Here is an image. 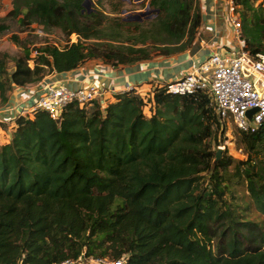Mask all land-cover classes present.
I'll return each mask as SVG.
<instances>
[{"label":"trees","instance_id":"16d2710c","mask_svg":"<svg viewBox=\"0 0 264 264\" xmlns=\"http://www.w3.org/2000/svg\"><path fill=\"white\" fill-rule=\"evenodd\" d=\"M83 2L13 0L3 21L79 39L32 49L13 36L22 51L13 69L11 54L0 52V103L15 86L90 60L117 66L184 52L202 23L197 0H149L156 15L146 21H108ZM234 2L248 49L264 54V0ZM113 97L105 106L73 102L58 120L41 109L16 119L0 143V264H62L83 253L128 255L129 264H264L261 224L241 220L227 199L234 180L245 183L264 216V123L239 131L245 158L225 150L216 162L210 140L220 125L204 94L157 87L151 116L135 89Z\"/></svg>","mask_w":264,"mask_h":264},{"label":"built area","instance_id":"2783aa9c","mask_svg":"<svg viewBox=\"0 0 264 264\" xmlns=\"http://www.w3.org/2000/svg\"><path fill=\"white\" fill-rule=\"evenodd\" d=\"M227 20L232 25L237 44L231 46L226 52H214L203 61L195 64L193 68L181 73L180 76L163 87L170 94L191 95L204 94L210 100L221 130L225 137L229 134L231 126L240 132H248L259 128L264 123V54H253L243 33V21L240 7L234 0H227ZM45 92L40 95L28 110L23 109L13 118L26 116L36 109L47 111L53 119H60L65 108L78 102L85 104L92 100H100L105 106L107 102L102 98L104 90L98 86L69 87L48 83ZM128 90L134 89L128 86ZM140 94V93H139ZM144 101V112L147 116L152 114V97L140 94ZM8 112L13 109L9 106ZM255 110L252 115L249 111ZM4 124V119L0 118ZM2 134L0 130V135ZM0 143H4L0 136ZM230 144V143H229ZM218 147L229 149L227 141ZM230 150V149H229ZM242 152V149H240ZM245 157V155L243 154ZM129 256L119 259L109 257L86 256L83 253L77 259H68L62 264H129Z\"/></svg>","mask_w":264,"mask_h":264},{"label":"crops","instance_id":"0c3cea01","mask_svg":"<svg viewBox=\"0 0 264 264\" xmlns=\"http://www.w3.org/2000/svg\"><path fill=\"white\" fill-rule=\"evenodd\" d=\"M227 0H197L202 23L191 49L174 55H159L149 60L127 65H111L102 60H90L68 72H53L41 81L28 86H15L6 103H0V129L15 126L16 114L28 110L47 89L48 83L69 87L98 86L104 90L105 102L113 101L114 94L132 86L140 94L154 95V90L167 82L176 80L181 73L214 52H226L237 44L232 25L227 20ZM7 106L13 108L9 112Z\"/></svg>","mask_w":264,"mask_h":264},{"label":"rangeland","instance_id":"374dc122","mask_svg":"<svg viewBox=\"0 0 264 264\" xmlns=\"http://www.w3.org/2000/svg\"><path fill=\"white\" fill-rule=\"evenodd\" d=\"M94 10L102 12L108 16V21H112L114 18H123L126 21H136L134 16L140 15L142 12L145 13L142 21L151 20L155 17L156 12L151 11L152 8L149 7V0H91ZM225 1V0H224ZM13 0H0V24H6L9 26V30L6 32H0V52L5 51L11 54L13 60L10 61V69L14 68L15 62L14 59L21 53L22 49L19 47L13 36H17L19 40L27 42V45L30 48H35L43 43H50L64 48L68 43L76 42L79 39V35L73 33L69 38L62 34L59 30H53L50 33L43 30L42 27L37 24L33 25L31 28L23 29L15 19L10 18L6 21H3L2 18H5L8 13L12 10ZM88 10V9H86ZM243 21V19H242ZM35 55L36 52L34 51ZM2 134L1 139L3 142L9 141L11 138L14 126L11 125L7 129H0ZM229 137L221 135V130L218 129L213 139L210 140L213 148H218L219 144L228 142L229 149L228 153L233 155L236 159H243V153L240 152L241 145L238 142L239 130L235 126H231ZM230 143V144H229ZM204 176L208 177L207 174ZM231 191H234V199H232L231 193L227 195L229 201H233V204H238L241 208L242 216H240L243 221L258 222L261 224V228L264 230V216L261 215L256 207L250 203L248 197L245 183H238L237 180H234V185L232 186ZM249 205V209L244 210L245 206ZM218 238L215 237L212 240V245L214 249H217Z\"/></svg>","mask_w":264,"mask_h":264},{"label":"water","instance_id":"95a60500","mask_svg":"<svg viewBox=\"0 0 264 264\" xmlns=\"http://www.w3.org/2000/svg\"><path fill=\"white\" fill-rule=\"evenodd\" d=\"M83 6H84V9H88L89 12L94 10L91 0H84ZM151 11H154V10H151ZM143 16H145L144 12H142L139 16L138 15L134 16L133 19L136 20V21H142L143 20ZM254 111L255 110L249 111V115L251 116ZM223 153H224V149L223 148H221V147L217 148L216 153H215V161L216 162L219 161L222 158Z\"/></svg>","mask_w":264,"mask_h":264},{"label":"clouds","instance_id":"9594fccd","mask_svg":"<svg viewBox=\"0 0 264 264\" xmlns=\"http://www.w3.org/2000/svg\"><path fill=\"white\" fill-rule=\"evenodd\" d=\"M219 148V147H218ZM217 150V149H216ZM225 151V150H224Z\"/></svg>","mask_w":264,"mask_h":264}]
</instances>
